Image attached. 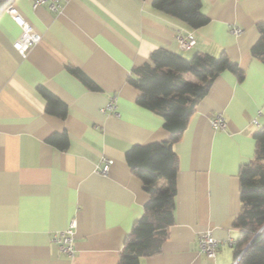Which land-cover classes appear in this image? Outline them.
I'll use <instances>...</instances> for the list:
<instances>
[{"label": "crops", "instance_id": "crops-1", "mask_svg": "<svg viewBox=\"0 0 264 264\" xmlns=\"http://www.w3.org/2000/svg\"><path fill=\"white\" fill-rule=\"evenodd\" d=\"M61 2L52 10L49 1H11L41 34L24 55L14 46L21 27L0 11V264H119L149 198L126 151L171 135L160 114L137 102L140 91L128 81L159 47L186 57L225 51L245 77L222 71L174 143L175 221L162 251L141 264H234L229 239L239 235V170L255 158L254 132L264 126V62L251 54L264 0H201L209 20L199 27L153 0ZM234 25L241 33L231 31ZM179 34H192L193 47L181 48ZM40 86L66 103L65 117L47 110ZM111 101L115 111L106 108ZM219 112L225 129L211 125ZM62 132L65 148L59 138L49 140ZM104 157L112 159L106 174L97 169ZM72 219L75 252L67 255L51 237ZM206 229L220 242L214 257L199 248Z\"/></svg>", "mask_w": 264, "mask_h": 264}, {"label": "trees", "instance_id": "trees-1", "mask_svg": "<svg viewBox=\"0 0 264 264\" xmlns=\"http://www.w3.org/2000/svg\"><path fill=\"white\" fill-rule=\"evenodd\" d=\"M11 1L0 0V11ZM153 5L192 27L209 20L201 0H153ZM258 30L259 38L252 45L251 54L264 62V22L259 23ZM224 70L232 71L239 80L245 77V70L225 51L219 55L199 52L186 57L164 47L154 49L148 61L131 70L128 81L140 91L137 102L160 114L171 135L167 140L133 144L126 151L127 161L142 179L149 198L144 213L125 239L119 264H141L143 257L162 251L169 227L175 221L178 154L174 143L181 138L197 102ZM40 90L47 100V110L65 117L66 103L46 87L40 86ZM58 138L61 147H67V133H54L49 140ZM254 138L255 158L242 164L239 170L242 208L234 221L239 229L233 244L235 259L238 257L236 264H264V229L260 230L264 224V126L254 132ZM161 178L165 180L164 185L159 184Z\"/></svg>", "mask_w": 264, "mask_h": 264}, {"label": "built area", "instance_id": "built-area-1", "mask_svg": "<svg viewBox=\"0 0 264 264\" xmlns=\"http://www.w3.org/2000/svg\"><path fill=\"white\" fill-rule=\"evenodd\" d=\"M46 1H49V7L52 10H59L62 6L61 0H33L34 6L42 4ZM7 13H9L15 22L21 27L22 31L20 36L14 41L15 48L21 53L26 54L35 44L39 42L41 39V34L36 31L32 25L28 22V20L21 14L18 8L10 3L4 9ZM231 31L235 34H239L242 31L241 26L234 25L231 28ZM177 40L179 46L183 49H190L195 44V37L192 34H179L177 36ZM107 109H111L115 111V105L113 101L109 102ZM105 109V108H104ZM261 114V110H258V115ZM211 125L217 129H225L227 127V120L224 117L223 113L219 112L213 115L210 118ZM254 122L258 123V118H254ZM112 163V159L108 157H104L102 162L97 165V169L99 172L106 174L109 170L110 164ZM77 226L76 219H72L67 228L55 232L51 240L57 243L61 252L67 255H73L75 252V244H74V233ZM264 229V224L261 229ZM199 248L200 251L205 253L208 257H214L216 255V250L219 246V240L213 236L212 231L210 229H206L199 234L198 237ZM230 244H234V240L232 238L229 239ZM238 261V257L234 260V264Z\"/></svg>", "mask_w": 264, "mask_h": 264}, {"label": "rangeland", "instance_id": "rangeland-1", "mask_svg": "<svg viewBox=\"0 0 264 264\" xmlns=\"http://www.w3.org/2000/svg\"><path fill=\"white\" fill-rule=\"evenodd\" d=\"M160 185H164L165 184V180L162 179L160 182H159Z\"/></svg>", "mask_w": 264, "mask_h": 264}]
</instances>
